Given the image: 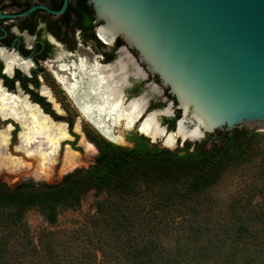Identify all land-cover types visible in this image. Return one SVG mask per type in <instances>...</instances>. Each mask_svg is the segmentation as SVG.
<instances>
[{"label": "trees", "instance_id": "1", "mask_svg": "<svg viewBox=\"0 0 264 264\" xmlns=\"http://www.w3.org/2000/svg\"><path fill=\"white\" fill-rule=\"evenodd\" d=\"M88 135L99 150L96 162L88 168L77 169L57 183L35 187L20 183L10 188L0 180V264H11L5 257L6 235L18 242L30 239L29 231L17 235L23 233L21 221L30 208H39L54 224L60 208L79 207L91 190L96 195H115L109 220L114 229L121 230L117 235L123 233L126 238L119 239L118 252L114 246L107 247L105 257L120 255L119 264H264V206L250 212L252 215L244 213L247 204L242 205L244 212L231 209L216 217L200 210L202 194L218 183L222 173L249 150L262 146L260 134L245 127L216 130L202 141L186 142L183 149L173 151L137 133L129 136L134 143L131 147L114 144L92 129ZM118 201L129 206L138 201L148 204V214L138 208L127 210L129 206H120ZM176 207L181 212H172ZM102 209L99 205L98 211ZM177 213L186 225L184 242L165 246L160 239L175 229ZM46 245L51 253L52 245ZM28 247L24 245L25 250Z\"/></svg>", "mask_w": 264, "mask_h": 264}, {"label": "water", "instance_id": "2", "mask_svg": "<svg viewBox=\"0 0 264 264\" xmlns=\"http://www.w3.org/2000/svg\"><path fill=\"white\" fill-rule=\"evenodd\" d=\"M89 2L101 36L122 37L175 97V131L196 129L190 140L235 127L264 134V0Z\"/></svg>", "mask_w": 264, "mask_h": 264}, {"label": "flooded vegetation", "instance_id": "3", "mask_svg": "<svg viewBox=\"0 0 264 264\" xmlns=\"http://www.w3.org/2000/svg\"><path fill=\"white\" fill-rule=\"evenodd\" d=\"M64 2L65 0H0V48H3L5 52L8 50L6 53L14 51L21 59L30 61L28 70L14 66L12 70L7 71L6 59L0 53V86L8 92L19 93L21 91L24 96H27L30 105H37L42 115H47L51 120L65 124L69 136L61 142L56 156L61 151H65L67 146L74 152L81 150L76 144L83 139L88 144L91 143L96 149L93 148L96 151L95 163L99 150L89 138L88 129H92L106 140L118 145L133 146L134 143L129 140V136L134 133L146 137L151 143L160 145L156 142L160 140L164 145L162 138L152 142L153 138L142 133L139 125L130 127L135 131L128 132L126 135L121 133L127 144L117 142L98 131L81 114L78 105L75 104L60 83L56 71L60 69L62 64L79 63L81 59H85L88 65L96 62L102 65L116 64L118 60L124 61V56L118 57L120 52H125L131 61L130 63L135 67V71H132V77L137 76L146 79V81L136 84L132 91H127V87L131 84V73L127 70L128 76L123 90V102L128 103L132 98L140 96H145L148 100L147 107L137 122L145 119V114L152 110H162L157 109L158 106L162 105L161 101H150L146 93H139L141 86L158 91L165 100H169L167 107L162 105L165 108L163 113H167L166 110L169 109L171 101L174 102L172 105L174 112L171 113V110L168 112L172 114V117L163 123L161 121L166 131H175L181 111L176 108L175 97L168 92L167 87L161 84L159 77L153 75L146 65L139 60L138 53L134 48L130 47L120 36L113 42H107L101 36L98 28L103 21L97 17L89 0H68L65 9L62 10ZM59 47L65 51L57 53L56 50ZM48 62H50L49 68L45 65ZM128 66L129 63H127V69ZM108 70L110 71V69ZM48 76L52 78L55 86L49 81ZM124 122L122 121V124ZM77 123L79 124L78 128ZM0 125H4L3 130L10 134L9 151L22 153L15 150L20 144L19 133L23 128L21 122L13 116L3 117L0 113ZM7 125L11 127L10 131L5 129ZM85 141L84 143H86ZM191 141L190 139L184 140L179 136L176 141V149H183L185 143ZM162 147L170 148L165 145ZM190 150H193V145H191ZM80 168L86 167H77L73 171L65 173L60 180Z\"/></svg>", "mask_w": 264, "mask_h": 264}, {"label": "rangeland", "instance_id": "4", "mask_svg": "<svg viewBox=\"0 0 264 264\" xmlns=\"http://www.w3.org/2000/svg\"><path fill=\"white\" fill-rule=\"evenodd\" d=\"M64 51L62 47L56 50L57 53H63ZM125 54V52H120L118 57L124 56V61L129 63L128 70L131 73V84L127 87V91H132L136 84L142 83L146 79H141L137 76L132 77V71H135V67H133L130 59ZM45 65L49 68L50 62L48 64L45 63ZM48 78L52 85L55 86L52 78L50 76ZM139 90L141 94L146 93L150 101L159 100L163 106H168L169 100H165L158 91H153L143 86ZM162 105L158 106L157 109H162L160 110L159 119L161 118L160 120L163 123L166 119L172 117V114L163 113L162 111L165 108ZM8 125L5 129L10 131L11 127H8ZM78 125L77 123V128ZM3 126L0 125V130H3ZM120 128L123 135L135 131V129L128 127L124 128L123 124ZM258 134L262 136V146L249 150L242 159L231 164L222 173L218 183L214 187L209 188L204 195L202 194L203 207L200 208L201 212H210L216 217L222 214L221 211L230 212L231 209L234 212H244L245 209L242 208V205L245 204L248 205V208L244 213L259 210L264 206V134ZM204 138L192 140L191 142L202 141ZM84 141L83 139L79 140L76 144L81 150L74 152L67 146L66 150L61 151L58 156H56L57 151L46 160L37 152L26 155L23 152V154L18 152L11 153L9 151L10 146L8 148H0V179L10 188H15L20 183H26L33 187L45 183H57L65 173L71 172L77 167L88 168L89 165L94 163L96 149L86 141L84 143ZM156 142L164 146L162 141L157 140ZM210 145L211 143L208 142L207 147ZM169 149L173 151L176 147ZM15 150L18 151L17 147ZM12 155L19 158L16 163L9 159ZM33 157H35V160ZM150 196L152 195L147 197ZM114 197L115 195L111 196L107 192L102 195H96L95 191L91 190L82 197L79 207L60 208L58 210V220L54 224H50L47 221L39 208H30L21 221L23 226L20 228L23 233H17V235H22L25 234V231H29L30 241L25 238L20 240L22 242H18L12 236L6 235L5 240L8 243L6 259L11 264H20V262H26V264H86L91 261L96 263L109 261L113 264H119V261H121L120 255L105 257V252H107L108 248L111 247L113 249L112 246H114L117 251L119 239H124L125 237L122 235L123 233L117 235L121 230L114 229L109 220L112 213L111 207L116 203ZM208 203L212 204L211 208H208ZM118 204L123 207L129 206L125 201H118ZM99 205L103 206L102 212L98 211ZM134 208H138L142 213L148 214V204L138 201L137 204H132L126 209L133 211ZM172 212H181V209L176 207ZM181 219L179 213H177V221L175 220L173 223L175 229L170 233L171 235H165L160 239L161 244L177 247L184 242L185 233L182 231L186 225H182ZM178 221L180 222L177 223ZM5 226L3 225L4 228ZM47 243L52 245L51 253L45 249ZM24 245L29 246L27 250L24 249ZM32 245H37L38 249L34 250Z\"/></svg>", "mask_w": 264, "mask_h": 264}, {"label": "bare ground", "instance_id": "5", "mask_svg": "<svg viewBox=\"0 0 264 264\" xmlns=\"http://www.w3.org/2000/svg\"><path fill=\"white\" fill-rule=\"evenodd\" d=\"M6 52L0 48L1 56L6 59L7 71L12 70L14 66H19L24 70L30 68L29 60L21 59L14 51ZM87 63L85 59H81L79 63L62 64L56 71V76L78 105L81 114L98 131L117 142L125 143L120 128L122 121H125L124 127L139 125L142 133L153 140L162 138L164 145L170 148L176 147L179 136L184 140L196 136V129L187 131L182 125H179L177 131H166L159 119L160 110L148 112L145 114V119L137 122L146 109L148 100L145 96H140L132 98L128 103L123 102V90L128 76L127 63L123 60L110 65L97 62L88 65ZM43 87L46 88V86ZM166 112L170 110L167 109ZM0 113L3 117L13 116L21 122L23 128L19 133L20 144L17 150L26 155L37 152L46 160L58 151L61 142L69 136L64 123L55 122L47 115H42L37 105H30L27 96H24L21 91L19 93L8 92L0 86ZM9 143V132L0 130V148H8ZM89 145L93 147L91 143ZM9 159L13 163L19 160L14 155Z\"/></svg>", "mask_w": 264, "mask_h": 264}]
</instances>
